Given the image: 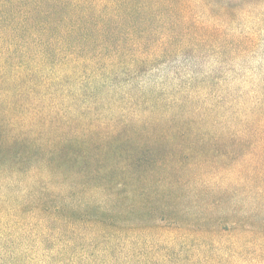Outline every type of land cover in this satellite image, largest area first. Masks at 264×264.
<instances>
[{"label":"trees","instance_id":"trees-1","mask_svg":"<svg viewBox=\"0 0 264 264\" xmlns=\"http://www.w3.org/2000/svg\"><path fill=\"white\" fill-rule=\"evenodd\" d=\"M124 5L60 2L71 12L0 15V222L24 238L29 226L41 229L40 243L57 245L56 264H134L142 231L152 229L138 222L152 178L162 174L164 184L188 170L186 145L225 139L204 132L210 116L181 121L191 81L184 96L168 81L142 83L165 64L180 76L175 64L205 57L200 45L214 31L174 1L169 17ZM155 21L159 28H146ZM247 132L245 141H264L262 124ZM162 199L171 205L164 191Z\"/></svg>","mask_w":264,"mask_h":264},{"label":"rangeland","instance_id":"rangeland-1","mask_svg":"<svg viewBox=\"0 0 264 264\" xmlns=\"http://www.w3.org/2000/svg\"><path fill=\"white\" fill-rule=\"evenodd\" d=\"M88 1L0 0V15L64 14L71 10L58 3ZM105 1L113 9L125 4L120 10L125 13L132 1L145 6L138 10L140 15L166 17L174 1L203 29L220 37L200 45L205 57L195 59L193 66L176 63L180 76L165 64L142 81L151 88L168 81L173 92L182 86L181 96L190 91L184 85L191 81L196 86L193 103L184 105L188 113L181 121L200 122L210 116L215 124L208 123L204 132H218L225 139L186 145L180 163L188 170L164 184L158 180L162 174L152 178L153 199L150 204L143 200L141 205L149 206L138 216L141 226L152 229L142 231L136 244L141 255L134 264H264V141L247 142L248 132L244 134L248 128L264 126V0ZM160 26L155 21L146 28ZM163 191L171 202L167 208L160 202ZM14 229L0 222V264H56L49 248L57 245L41 244V229L29 226L26 238Z\"/></svg>","mask_w":264,"mask_h":264}]
</instances>
